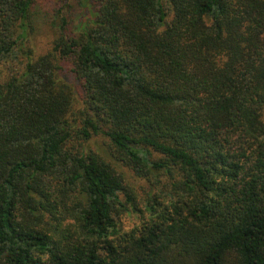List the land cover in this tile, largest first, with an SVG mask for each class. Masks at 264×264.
Instances as JSON below:
<instances>
[{"label": "trees", "instance_id": "1", "mask_svg": "<svg viewBox=\"0 0 264 264\" xmlns=\"http://www.w3.org/2000/svg\"><path fill=\"white\" fill-rule=\"evenodd\" d=\"M50 2L0 0V264H264V0Z\"/></svg>", "mask_w": 264, "mask_h": 264}, {"label": "rangeland", "instance_id": "2", "mask_svg": "<svg viewBox=\"0 0 264 264\" xmlns=\"http://www.w3.org/2000/svg\"><path fill=\"white\" fill-rule=\"evenodd\" d=\"M53 1L55 0H52V2ZM52 2L45 5L47 7H45L44 9L49 8ZM84 11L82 8H79V11L76 12L77 17H79L78 20H81ZM49 14H51V11H49ZM54 38L55 35L49 25L44 22L42 18H38L34 21L31 31L28 32V42L26 45L30 47L33 50L34 55L37 56L43 54L52 47ZM97 143H99V145L107 152L108 148L106 141H103L101 137L93 139L89 144L92 148H98ZM123 171L128 175L129 180L133 181L131 173L127 169H123Z\"/></svg>", "mask_w": 264, "mask_h": 264}]
</instances>
